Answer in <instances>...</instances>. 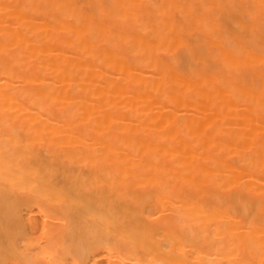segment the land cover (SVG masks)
Listing matches in <instances>:
<instances>
[{
  "label": "bare ground",
  "instance_id": "1",
  "mask_svg": "<svg viewBox=\"0 0 264 264\" xmlns=\"http://www.w3.org/2000/svg\"><path fill=\"white\" fill-rule=\"evenodd\" d=\"M0 264H264V0H0Z\"/></svg>",
  "mask_w": 264,
  "mask_h": 264
}]
</instances>
